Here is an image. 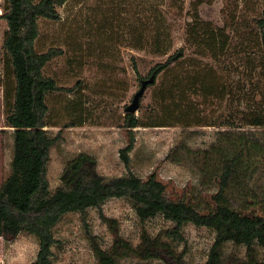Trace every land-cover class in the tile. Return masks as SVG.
<instances>
[{
    "label": "rangeland",
    "instance_id": "rangeland-1",
    "mask_svg": "<svg viewBox=\"0 0 264 264\" xmlns=\"http://www.w3.org/2000/svg\"><path fill=\"white\" fill-rule=\"evenodd\" d=\"M193 2L68 0L58 8L59 21L39 20L37 52L44 53L51 48L64 51L63 56L46 66L45 74L55 78L62 87L81 84L76 94L53 93L47 99L49 122L59 127L46 130L54 136L60 133L48 164L52 192L60 187L67 162L86 153L96 159L97 172L106 179L123 177L129 171L142 179L156 173L166 185L170 199L211 201L216 189L202 184L192 161L184 159L180 165L167 156L180 145L193 151L209 149L220 142V133L224 132L232 136L244 133L254 139L255 170L252 179L243 183L254 189L259 200L264 198V127H253L246 122L255 114L264 117V55L256 52L233 59L221 58L219 63L198 55L188 41V28L194 23ZM3 8L4 0H0L1 14ZM225 8L226 0L204 3L198 8L199 19L223 28ZM253 14L254 10L249 11L248 23L243 21L240 25L243 32L248 29L244 27H249ZM6 31V21L0 20V187L10 176L13 159V130L6 126L10 101L6 90L9 87L11 92L12 87L11 77H6L7 56L2 49ZM228 33L233 41L239 39L236 33ZM180 48L185 49V58L159 75L155 86L147 87L140 109L135 113L136 117L147 120L156 112L172 125L134 129L135 147L129 154V170L120 158V150L129 139V131L124 126L125 108L139 91L141 81L150 78V70ZM209 74H216L215 91L205 94L199 93L198 88L193 89ZM177 87L185 89L183 101L171 103L167 90L171 88L177 97L174 91ZM69 122L79 125L66 127ZM101 210L117 222L116 234L133 249L141 245L144 232L156 238L174 226L161 215L141 223L128 199L108 200ZM253 210L259 212V206ZM86 221L84 225L80 214L74 213L65 215L56 225L54 235L59 243L53 248V264H98L89 234L101 249H112L117 235L100 219L99 210L89 209ZM182 232L185 242L172 244L177 254L185 253L184 264H204L216 234L191 223ZM38 250L36 238L27 233L12 241L0 238V264H31ZM258 250L257 257L261 260L263 251ZM222 252L226 264L248 260L246 248L231 242L224 245ZM171 262L165 254L159 260H142L132 254L118 264Z\"/></svg>",
    "mask_w": 264,
    "mask_h": 264
},
{
    "label": "trees",
    "instance_id": "trees-1",
    "mask_svg": "<svg viewBox=\"0 0 264 264\" xmlns=\"http://www.w3.org/2000/svg\"><path fill=\"white\" fill-rule=\"evenodd\" d=\"M67 1L4 0L0 20L6 21L7 31L2 49L7 56L9 73L6 77L12 79L11 92L9 87L6 90L7 98L10 96L6 126L13 130V159L10 176L0 187V238L12 241L22 233L34 236L39 250L31 264H53V248L59 243L54 229L65 215L80 214L86 225L87 211L96 208L100 219L117 235V222L107 218L101 208L108 200L122 198L131 202L141 223L161 215L174 226L156 238L144 232L141 245L136 249L117 235L112 249L105 251L89 234L98 264H118L119 260L132 254L142 260H159L165 254L172 261L168 264H184L185 253L177 254L172 244L185 242L182 229L189 223L208 228L216 234L204 264H226L222 250L229 242L246 248L248 260L241 264H264V198L259 200L254 189L243 183L252 179L257 146L252 141L254 139L244 133L232 136L222 132L220 142L209 149L193 151L180 145L167 156V159L180 165L184 159L192 161L202 184L216 189L211 201L196 203L170 199L166 185L156 173L142 179L129 171L123 177L106 179L98 174L96 159L86 153H80L67 162L60 178L61 185L52 192L47 176L48 164L60 133L54 136L46 130L48 127H59L49 122L47 99L53 93L76 94L81 84L62 87L55 78L47 76L44 72L46 66L63 56L64 51L51 48L38 53L36 41L40 36L39 20L59 21L58 8ZM209 1L213 0L193 2L194 23L188 28V41L198 55L210 57L218 63L221 58L233 59L256 52L264 55V0H235L234 3L226 0L223 28H216L199 19L198 8ZM253 10V20L243 32L240 25L243 21L248 23L247 15ZM228 31L236 33L239 39L233 41ZM184 58L185 49L180 48L165 62L156 64L150 70V77L154 75L157 79ZM135 71L138 72L136 65ZM215 77L216 74L207 75L201 79L200 86L193 89L198 88L199 93H212L217 88ZM155 85L156 81L149 86ZM167 91L171 103L183 101L185 89L177 87L174 90L177 97L173 96L171 88ZM177 98L178 101L175 100ZM246 122L253 127H264V117L258 114L250 116ZM78 125L75 122L65 124L66 127ZM171 125L156 112L147 120L136 117L135 113L125 114L124 126L129 131V139L125 148L120 150L125 166L129 169V154L135 147L134 129ZM257 206L259 212L253 210ZM258 249L263 251L261 260L257 257L260 253Z\"/></svg>",
    "mask_w": 264,
    "mask_h": 264
},
{
    "label": "water",
    "instance_id": "water-1",
    "mask_svg": "<svg viewBox=\"0 0 264 264\" xmlns=\"http://www.w3.org/2000/svg\"><path fill=\"white\" fill-rule=\"evenodd\" d=\"M155 81L156 77L154 75L149 79L141 81L139 91L134 95L131 104L125 108L126 114H134L140 109V102L146 92L147 87L152 85Z\"/></svg>",
    "mask_w": 264,
    "mask_h": 264
},
{
    "label": "built area",
    "instance_id": "built-area-1",
    "mask_svg": "<svg viewBox=\"0 0 264 264\" xmlns=\"http://www.w3.org/2000/svg\"><path fill=\"white\" fill-rule=\"evenodd\" d=\"M2 12L0 11V14H1ZM2 15V14H1Z\"/></svg>",
    "mask_w": 264,
    "mask_h": 264
}]
</instances>
